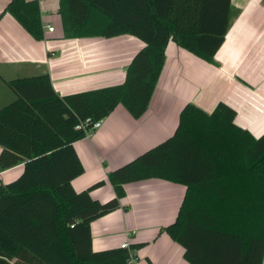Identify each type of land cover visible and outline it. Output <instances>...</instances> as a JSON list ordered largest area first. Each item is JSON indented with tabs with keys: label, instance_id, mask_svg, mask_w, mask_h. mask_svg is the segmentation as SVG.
Masks as SVG:
<instances>
[{
	"label": "trees",
	"instance_id": "obj_1",
	"mask_svg": "<svg viewBox=\"0 0 264 264\" xmlns=\"http://www.w3.org/2000/svg\"><path fill=\"white\" fill-rule=\"evenodd\" d=\"M58 13L65 39L130 35L144 47L120 85L60 97L47 73L7 83L14 99L0 108V171L23 170L0 184V264H135L126 249L93 252L90 225L119 208L124 185L151 179L185 187L165 232L189 264H262L264 134L236 126L223 103L210 113L186 104L172 136L108 173L112 199L90 196L104 181L80 192L71 186L83 173L73 144L86 137L75 127L118 105L140 118L168 42L212 63L239 11L230 0H61ZM3 14L43 40L37 0H11Z\"/></svg>",
	"mask_w": 264,
	"mask_h": 264
},
{
	"label": "crops",
	"instance_id": "obj_2",
	"mask_svg": "<svg viewBox=\"0 0 264 264\" xmlns=\"http://www.w3.org/2000/svg\"><path fill=\"white\" fill-rule=\"evenodd\" d=\"M10 1L0 0V14ZM37 1L43 40L33 39L9 14L0 18V108L14 99L7 83L22 77L47 73L60 97L124 82L127 66L144 47L140 40L130 35L65 39L61 0ZM230 2L239 13L212 63L169 41L146 112L134 119L118 105L99 129L73 144L83 168L71 181L75 192L104 181L90 196L101 203L112 199L108 173L172 136L186 104L210 113L223 103L235 112L236 126L253 138L264 134V0ZM22 170L19 164L0 171V184L16 180ZM123 190L119 208L91 223L92 251L118 249L126 242L135 264H189L184 249L165 232L177 217L185 187L151 179ZM132 245L138 247L130 251Z\"/></svg>",
	"mask_w": 264,
	"mask_h": 264
},
{
	"label": "built area",
	"instance_id": "obj_3",
	"mask_svg": "<svg viewBox=\"0 0 264 264\" xmlns=\"http://www.w3.org/2000/svg\"><path fill=\"white\" fill-rule=\"evenodd\" d=\"M47 31L48 32H52L53 31V27H50L48 26L47 27ZM102 122L103 120H99V121H95V122H92L90 119H86L82 122H80L79 125H77L75 127V129H80V128H83L84 130H86V137L90 136L94 131H96L97 129H99L102 125ZM120 249H126V250H129L128 249V245L127 243H123L119 246ZM132 256V255H131Z\"/></svg>",
	"mask_w": 264,
	"mask_h": 264
}]
</instances>
